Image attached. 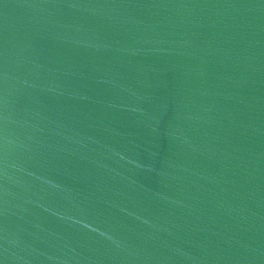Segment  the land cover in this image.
Wrapping results in <instances>:
<instances>
[{
    "label": "water",
    "instance_id": "1",
    "mask_svg": "<svg viewBox=\"0 0 264 264\" xmlns=\"http://www.w3.org/2000/svg\"><path fill=\"white\" fill-rule=\"evenodd\" d=\"M0 264H264V0H0Z\"/></svg>",
    "mask_w": 264,
    "mask_h": 264
}]
</instances>
